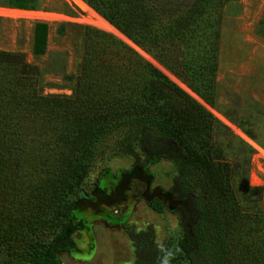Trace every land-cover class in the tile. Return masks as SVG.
Listing matches in <instances>:
<instances>
[{
	"label": "trees",
	"instance_id": "1",
	"mask_svg": "<svg viewBox=\"0 0 264 264\" xmlns=\"http://www.w3.org/2000/svg\"><path fill=\"white\" fill-rule=\"evenodd\" d=\"M44 1L0 6L36 11ZM83 1L213 104L221 10L231 0ZM76 27L80 61L63 77L70 96L43 95L41 69L0 50V264H60L85 228L73 209L90 176L107 154L138 152L173 164L179 233L136 264H264V186L254 189L261 206L244 211L213 141L218 121L111 35ZM48 33L33 25L34 57L46 54Z\"/></svg>",
	"mask_w": 264,
	"mask_h": 264
},
{
	"label": "rangeland",
	"instance_id": "2",
	"mask_svg": "<svg viewBox=\"0 0 264 264\" xmlns=\"http://www.w3.org/2000/svg\"><path fill=\"white\" fill-rule=\"evenodd\" d=\"M0 10L45 15L35 18L31 14H19L16 18L0 16V50L23 53L27 62L41 69L43 95H71V84L63 77L75 74L80 61L81 38L76 26L111 35L134 51L218 121L213 141L231 164V185L239 205L244 211H255L261 206V194L254 189L264 186V0H231L221 10L213 104L201 99L152 54L110 23L116 31L91 24L87 9L64 0H45L36 11L4 6H0ZM36 22L49 27L47 50L42 57H34L31 53L32 28ZM61 24L65 26L59 34ZM171 59L175 61L177 57ZM145 163L140 152L133 157L107 154L90 176L88 187L99 177L98 189L110 194L122 175L134 165ZM150 164L147 173L153 178V185L171 193L173 164L164 159ZM175 203L172 200L161 212L155 211L141 197H133L129 203L115 199L114 205L93 209L87 204L76 205L73 216L83 221L85 228L76 231L70 238L72 246L58 255L60 264L149 261L160 246L177 238L179 216L171 208Z\"/></svg>",
	"mask_w": 264,
	"mask_h": 264
},
{
	"label": "flooded vegetation",
	"instance_id": "3",
	"mask_svg": "<svg viewBox=\"0 0 264 264\" xmlns=\"http://www.w3.org/2000/svg\"><path fill=\"white\" fill-rule=\"evenodd\" d=\"M150 163L151 161H148L145 164L134 165L133 168H138V176L131 178L125 184L122 183L121 178L120 182L118 181L115 186H113L110 194H106L98 189V177L96 183H92L93 185L91 187H87L81 192L78 197L80 201L79 205L87 204L90 209H93L98 208L99 206L114 205L112 203H114L115 199H119L120 203H129L132 201L133 197H141V199H143L150 206L153 203H160L164 207L168 206L172 200L176 201V197L174 196L173 192H164L162 189L158 188L157 185H153V178H149L147 173V169L151 165ZM129 172L130 171H128L126 174ZM133 190L136 191L133 193ZM81 222L85 227V223L83 221ZM83 230L84 228H79L75 230V232ZM71 246L72 244H70L69 248Z\"/></svg>",
	"mask_w": 264,
	"mask_h": 264
},
{
	"label": "bare ground",
	"instance_id": "4",
	"mask_svg": "<svg viewBox=\"0 0 264 264\" xmlns=\"http://www.w3.org/2000/svg\"><path fill=\"white\" fill-rule=\"evenodd\" d=\"M68 3H71L72 5L74 4L75 6L79 7L80 9L89 10V21L91 24L95 25L96 27L99 28H104V29H108L110 31H116L109 23H107L104 19H102L100 16H98L97 14H95L91 9L87 8L86 5L81 1V0H64ZM19 14H31V13H26V12H18V11H12V10H0V16H4V17H14L16 15ZM34 16H42L44 17L45 15H41V14H31ZM35 18V17H34ZM40 18V17H39Z\"/></svg>",
	"mask_w": 264,
	"mask_h": 264
},
{
	"label": "water",
	"instance_id": "5",
	"mask_svg": "<svg viewBox=\"0 0 264 264\" xmlns=\"http://www.w3.org/2000/svg\"><path fill=\"white\" fill-rule=\"evenodd\" d=\"M137 172H138V168L137 167H134L128 174H125V175H123L122 176V179H121V181H122V183H126L128 180H130L131 178H134V177H137L138 175H137ZM149 178H152L151 176H149ZM80 204V201L78 200L77 202H76V205H79ZM177 203H175L174 205H173V207H171L172 209H174V207H175V205H176Z\"/></svg>",
	"mask_w": 264,
	"mask_h": 264
}]
</instances>
